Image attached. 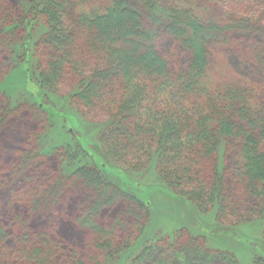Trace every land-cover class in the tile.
I'll return each instance as SVG.
<instances>
[{
	"label": "trees",
	"instance_id": "1",
	"mask_svg": "<svg viewBox=\"0 0 264 264\" xmlns=\"http://www.w3.org/2000/svg\"><path fill=\"white\" fill-rule=\"evenodd\" d=\"M21 1L10 8L7 0H0V35L9 50L6 60L9 53L10 61L21 59L29 66V36L21 40L17 32L43 21L47 33L39 43L52 55L44 66L37 64L34 83L39 89L58 92L63 72L68 66L76 69L71 105L89 113L107 112L110 117L98 144L90 148L94 151L90 156L80 141L52 152H60L64 163L74 167L68 179L79 181L92 193L95 212L122 202L124 214L135 218L138 237L127 234L120 245L113 244L112 232H104L98 239L107 258L125 255L142 241L151 204L105 181L95 159L105 160L117 170L136 172L155 162L166 191L201 214L215 213L216 220L228 226L262 220L264 92H260L259 82L258 87L249 86L251 82L232 78L227 68L219 71L218 59L225 55L231 62L237 49L234 33L255 31L249 19L256 6H264V0H223L229 5L226 14L210 22L190 8L191 4L206 8L207 0L187 5L168 0ZM158 9L164 11L162 17ZM163 39L183 47L187 60L182 67H171L161 51ZM261 52L256 51L254 58ZM255 60L256 67L264 68L263 53ZM221 148L220 170L216 158ZM227 156L232 164L226 168ZM28 169L22 167V171ZM235 183L246 195L240 205L233 202L242 198L230 196ZM62 184L54 185L52 196L35 207L54 203L50 199L59 196ZM90 227L98 228L95 224ZM188 232L182 228L172 241L166 237L146 243L127 264H239L228 251L207 250L205 237L187 238ZM262 235L264 241V231ZM7 236L0 226V248ZM48 247L45 239L38 241L25 252L28 262L45 264ZM254 264H264V258L257 255Z\"/></svg>",
	"mask_w": 264,
	"mask_h": 264
},
{
	"label": "rangeland",
	"instance_id": "2",
	"mask_svg": "<svg viewBox=\"0 0 264 264\" xmlns=\"http://www.w3.org/2000/svg\"><path fill=\"white\" fill-rule=\"evenodd\" d=\"M168 1L175 4L184 1L187 5L200 0ZM7 2L11 8L22 1L13 0L14 4ZM206 2L210 3L206 8H197L193 4L190 8L208 22L226 14L229 7L223 0ZM261 8L264 6H256L249 19L255 31L250 34L234 33L237 49L231 62L226 60L225 55L219 57L218 70L227 68L232 78H237V82H251L249 86L258 87L257 83H261L260 92L263 93L264 68L253 63L258 64L256 57L264 55V14ZM163 12L157 10L160 17ZM17 33L21 40L29 36L26 47L30 54L28 69L21 59L10 61L9 53L6 60L9 50L3 45L0 35V226L8 235L0 248V264H34L28 262L25 252L43 239L49 244L48 253L44 255L45 264H127L146 243L166 237L172 241L182 228L190 232L186 234L187 238L205 237L207 250L228 251L239 264H254L257 255L264 258V217L250 224H222L216 220L215 213L201 214L189 203L173 198L158 177L155 162L147 170L136 172L132 169L117 170L105 160L92 159L105 181L127 189L131 195L151 204L149 226L142 241L136 243L135 249H128L125 255L107 258L105 248L98 246V239L103 238L104 232H112L113 244L120 245L125 237L127 240V234L138 237L135 218L124 214L125 204L122 202L95 212L92 193L79 181L68 179L74 167L64 163L60 152H52L80 141L90 156L94 153L90 148L98 144L110 117L107 112L98 110L89 113L84 108L71 105V100L75 101L73 95L77 75L76 69L71 70L69 66L59 80L58 92L39 89L33 81L37 76L36 66L38 63L44 66L52 55L47 47L39 43L47 33L46 25L38 21L31 29L27 27L24 32L19 30ZM26 37L23 39L27 40ZM161 51L174 69L182 67L187 60L183 47L172 40L163 39ZM256 51L262 52L254 58ZM223 155L224 148H221L216 158L220 170ZM224 163L227 168L232 159L227 156ZM26 165L29 169L22 171ZM227 181L231 179L227 178ZM59 182H63L64 186L59 190L58 197L50 199L55 202L47 208L44 205L36 208L35 203L50 198L54 185ZM230 196L237 200L242 198L240 202H233L239 205L246 199L237 183ZM93 224L98 227L96 231L90 227ZM196 249L202 250L199 247Z\"/></svg>",
	"mask_w": 264,
	"mask_h": 264
}]
</instances>
